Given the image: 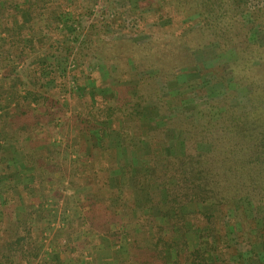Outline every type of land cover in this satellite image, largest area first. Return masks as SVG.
Listing matches in <instances>:
<instances>
[{"label": "trees", "instance_id": "1", "mask_svg": "<svg viewBox=\"0 0 264 264\" xmlns=\"http://www.w3.org/2000/svg\"><path fill=\"white\" fill-rule=\"evenodd\" d=\"M135 1V8L117 9L103 0L84 32L57 36L60 24L71 30L67 22L90 15L92 0H0V182L21 174L6 149L11 146L39 193L23 204L22 188L16 193L15 186L0 189V264H37L45 230L49 234L44 222L50 209L44 203L50 199L62 201L60 220L66 229L73 221L66 208L79 207L73 231L84 228L92 236L123 239L126 248L115 264H230L235 257L236 264H264L243 260L229 239L238 224V241L264 246V226L257 227L240 204L246 201L264 214V47L248 41L241 16L249 8L233 0ZM249 12L264 30V7ZM124 17L128 26L122 24ZM117 27L126 38L105 40L108 28ZM145 33L149 40H132ZM73 43L78 44L74 59L81 63L62 76L70 64L63 61L62 67L55 53L62 49L71 54ZM214 44L218 53L235 54L229 63L234 89L226 85L224 95L210 106L219 110L217 117L204 111L194 119L162 107L159 83L173 80L179 68L195 66L193 52ZM95 59L104 63L114 97L86 95L68 108L61 98L65 75L73 74L74 84L88 87L99 79L86 69ZM217 78L224 82L220 73ZM132 80L138 89L134 96L124 85ZM49 83L54 86L47 88ZM244 87L250 89L248 108L239 111L229 102ZM153 101L158 113L144 128L135 107L153 106ZM116 121L122 144L130 149L136 139L148 147L137 160L148 172L134 188L150 181L164 190L159 202L145 194L141 214L133 188L111 185L117 170L129 173L130 167L120 166L115 148L99 145L102 127ZM169 129L187 136L178 156L166 153L164 135ZM164 156L167 164L159 169L155 160ZM65 190L71 194H63ZM77 194L81 203L75 200ZM208 202L215 206L211 214L185 211ZM22 207L24 212L18 214L16 209ZM124 218L133 227L126 226ZM201 230L199 238L209 240L189 248L187 234ZM71 234L60 239L62 255L53 250L56 259L40 264L79 262V248L83 242L87 247L88 240L72 243Z\"/></svg>", "mask_w": 264, "mask_h": 264}, {"label": "rangeland", "instance_id": "2", "mask_svg": "<svg viewBox=\"0 0 264 264\" xmlns=\"http://www.w3.org/2000/svg\"><path fill=\"white\" fill-rule=\"evenodd\" d=\"M113 7L117 9H127V8H135L136 1L135 0H110ZM233 3L238 7H246L249 8L246 12L241 16V21L243 27L248 31V41L250 44L255 46L264 47V30H261L258 25H256L255 20L252 19L251 10L262 9L264 7V0H233ZM103 0H92L90 4V15H83L77 21H69L67 22L68 26H71V30L67 29L64 24H60L61 28L58 27L57 36H62L64 34H68L67 32H72V36H74L75 32H84L89 24L93 21V18L97 16L98 12L102 9ZM70 17V16H69ZM125 18V19H124ZM122 19V24L124 26H128L126 17ZM72 20V19H70ZM194 20V19H193ZM200 21L197 22L199 25ZM151 25V24H150ZM149 25V27H150ZM67 26V27H68ZM123 30L121 27L117 28H108L107 34L105 35V40L113 41L124 39L125 34H122ZM149 34L145 33L141 36H133L132 40L134 42H144L149 40ZM37 40L38 44H42V40L40 37ZM77 43V42H76ZM73 43L72 52L68 54L65 50H59L55 53L58 60H62V67H64L63 61L70 64V68L66 65V71L61 70L62 76L65 72H69L75 70L77 66L80 65L81 61H76L74 59V50L78 46V44ZM216 45L206 46L202 49L195 50L194 56L196 59L195 66H189L185 68H179L178 73L176 74L173 80L168 81L165 84L159 83L160 94L162 96V107L172 108L175 113L182 112L187 117H192L197 119L199 114L204 111H209L213 118L217 117L219 112L218 109H211V103L213 100L220 99L227 88L230 90L234 89V85L232 84V74L229 70V63L234 60L235 54L234 51L229 50L225 53H218L215 51ZM69 55V56H68ZM88 71H93V73H97L99 79H94L92 82H89L88 87L80 84H74L73 74L65 75L64 83L62 84L63 93L61 95L62 101L68 108L72 107V102L75 99H80L86 95L98 96L101 99L114 97L115 93L112 91V86L107 83V75L104 63L100 61V59H95L91 63L86 64ZM60 70V69H59ZM219 73L224 77V82H221L217 76ZM197 82V83H196ZM130 86L128 92L131 96H134L138 93V89L136 88L137 83L132 80L130 82L124 83ZM54 86V83L47 84V88H51ZM127 89V87H126ZM250 89L248 87L239 88L236 90L235 97L230 100V105L237 108L239 111L246 110L248 108L247 95ZM169 96V98H165L163 96ZM77 97V98H75ZM9 100V98H8ZM153 106L149 107H135L136 113L141 116V124L144 128L150 127L149 125V117L155 116L157 112V106L155 101L152 102ZM136 106V105H135ZM163 117H161L162 119ZM168 118V117H167ZM165 120V119H164ZM120 121H116L115 123H107L102 127V131L99 133V145L100 147L115 148L117 154L120 159L117 161H121L120 166L125 165L130 167V172L124 171L123 168H120L116 171L115 175H112L111 185H116L117 187H125V188H133L135 190L136 202L138 203L137 213H140V204L144 203L143 198H145V194H148L149 197L155 202H159L162 199V195L164 194V190L161 185L153 184L150 181L141 184L138 188H134L137 184L138 178L142 175L147 174L148 169L139 168L137 166V160L148 152V147L145 142L137 141L136 139L132 140V147L129 149L127 146L122 144L123 141L120 134L118 133L120 127ZM71 133V132H70ZM72 134V133H71ZM187 138L186 135L181 134L180 132L174 129L166 130L164 139L168 142V150L166 153L173 155H180L182 152V144L183 141ZM8 151L13 153L14 158V168L16 170H21V174L15 177L14 181H1L0 189H4L9 186H15L12 189L16 193L20 188L24 191V197H22L21 201L23 204H27L25 200L28 198H32V196H38L37 187H32V181L30 178L29 171L24 170L23 163L19 159L15 149L11 146H6ZM165 153V154H166ZM118 158V157H117ZM124 161V162H123ZM155 163L159 169H163L167 164L166 156L157 158ZM17 185V186H16ZM139 189V190H138ZM35 191V192H34ZM33 192V193H32ZM63 194H71L70 191H63ZM80 195H75V200L77 203H81L83 200H80ZM25 202V203H24ZM62 201L57 199H50L44 203V207H49V217L44 225L49 227V234L45 230L46 237L43 240L42 252L40 258L37 260V264H40L44 259L55 258L57 257L54 253L58 252L62 255V247L60 239L62 240L63 236L72 233L71 239L72 243L80 242L82 240H88L87 247L85 242H83L79 251L80 252V261L76 264H83L86 260L90 261V258L95 257L96 260L93 264H115L116 260L124 253L126 248V242L121 239L117 242L111 241L103 236H92L89 235L84 228H80L75 230V224L78 219V211L80 208H66L65 214L68 217V220L73 218V221L68 225L69 229H66V226L63 225V222L60 220V215H62V211L59 210L61 207ZM240 204L245 205V212L249 219H254L258 226H264V214L261 213L259 208H253L247 204L246 201H242ZM24 206V205H23ZM161 209L166 210L165 207L161 204ZM239 204L236 205L238 207ZM17 213L21 214L24 212L23 207L17 208ZM215 210V206L212 203H206L205 205H189L185 208V211L190 212H200L203 214H211ZM184 211V212H185ZM231 217V216H229ZM228 217V218H229ZM76 219V220H75ZM227 219L225 218V221ZM123 222L126 226L127 224L126 218L123 219ZM47 224V225H46ZM133 227V226H129ZM235 228L239 229V225L236 224L233 228H231V233L229 234V239L231 244H235L237 252L242 255L243 260H252L253 262H264V246L260 244L249 245L246 242H240L237 239V234L235 233ZM47 232V233H46ZM203 233L201 232H189L186 236V243L189 248L194 247L197 242L200 240H204L207 238H199V235ZM254 233V230H253ZM209 240V238L207 239ZM85 246V247H84ZM86 248V250H85ZM65 256V255H64ZM91 256V257H90ZM173 256V255H172ZM56 259V258H55ZM236 257L231 259L230 264H236ZM63 264H73L72 261H64Z\"/></svg>", "mask_w": 264, "mask_h": 264}]
</instances>
